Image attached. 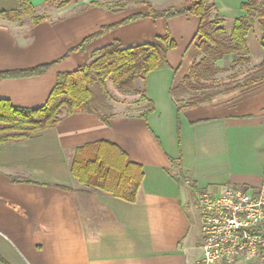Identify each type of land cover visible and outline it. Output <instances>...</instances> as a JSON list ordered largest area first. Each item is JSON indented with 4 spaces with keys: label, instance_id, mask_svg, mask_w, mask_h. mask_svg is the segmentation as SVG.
<instances>
[{
    "label": "crops",
    "instance_id": "crops-1",
    "mask_svg": "<svg viewBox=\"0 0 264 264\" xmlns=\"http://www.w3.org/2000/svg\"><path fill=\"white\" fill-rule=\"evenodd\" d=\"M117 1L72 0L34 25L0 19V73L55 61L102 26L144 12L147 4L164 9L169 2L109 6ZM206 1L213 5L210 19L219 16L229 33L246 0ZM30 2L45 7L43 0ZM16 8L17 0H0V10ZM198 24L193 15L141 18L106 31L43 74L0 79V100L36 108L45 104L58 73L76 70L113 41L122 48L163 49L157 38L168 32L176 44L163 67L136 82L141 88L131 112L113 104L106 122L75 112L31 138L0 146V264H196L198 193L225 184L255 191L264 183V80L186 108L169 92L201 58ZM247 46L255 66L264 59L258 29L248 33ZM98 141L117 145L141 167L134 200L129 187L125 197H115L71 175L75 149Z\"/></svg>",
    "mask_w": 264,
    "mask_h": 264
},
{
    "label": "trees",
    "instance_id": "trees-1",
    "mask_svg": "<svg viewBox=\"0 0 264 264\" xmlns=\"http://www.w3.org/2000/svg\"><path fill=\"white\" fill-rule=\"evenodd\" d=\"M43 3H57L56 7L60 8L66 6L69 0H43ZM115 7L123 6L115 4ZM212 9L213 5H209L206 0H183L164 9H157L147 4L146 11L130 15L114 24L102 26L97 32L68 49L57 60L26 69L1 72L0 79L43 74L70 54L85 51L90 42L119 25L145 17L167 20L180 15H193L199 18L195 36L199 39L198 48L202 56L192 63L189 71L176 86L170 88L169 92L171 96L177 98L181 94L203 91V88L207 87L202 79L207 69L208 56L211 55L214 60H219L225 54H236L238 64L250 63L247 35L255 25L259 33V43L264 49V0H246L242 3L240 10L243 14L234 19L229 33L222 25L219 16L210 19ZM33 12L34 7L30 0H17V8L10 11L0 10V17L15 21L20 20L23 15H28L31 17V24L34 25L43 17L35 16ZM157 39L163 44V49L153 44L122 48L118 41H113L93 51L91 59L76 70L57 74L54 87L45 104L40 107L22 108L13 106L6 100H0V146L31 138L55 126L62 116L75 112L97 114L106 122L108 116L101 112L102 108L110 109L106 103L108 97L106 81H110L120 92H137L136 82L141 81L143 84L151 71L163 67L166 63V53L176 47L168 32ZM262 80H264V59L253 66L243 85ZM236 87L238 85L229 89L233 90ZM215 95L217 94H190L187 100L181 98L176 100L181 102V108H186L209 101ZM70 173L80 184L99 188L115 197H125V191L129 187L131 200H134L142 180L141 167L133 163L117 145L103 141L76 148Z\"/></svg>",
    "mask_w": 264,
    "mask_h": 264
},
{
    "label": "built area",
    "instance_id": "built-area-1",
    "mask_svg": "<svg viewBox=\"0 0 264 264\" xmlns=\"http://www.w3.org/2000/svg\"><path fill=\"white\" fill-rule=\"evenodd\" d=\"M196 203L202 235L196 264H264V183L255 191L230 184L203 190Z\"/></svg>",
    "mask_w": 264,
    "mask_h": 264
},
{
    "label": "rangeland",
    "instance_id": "rangeland-1",
    "mask_svg": "<svg viewBox=\"0 0 264 264\" xmlns=\"http://www.w3.org/2000/svg\"><path fill=\"white\" fill-rule=\"evenodd\" d=\"M72 0H69L71 2ZM183 0H169L168 6L171 5H176ZM109 2H106L108 4ZM130 3L127 0H120L117 2H112L110 7H115L116 5H121L125 6V4ZM57 3H51V4H44L43 6L45 7H39L36 8L34 7V15L35 16H40V17H45L48 16L51 12H54L56 8ZM5 11H10V10H5ZM1 20H5L8 22H16L18 24H22L23 21H28L30 20L31 23V17L28 15H23L20 20H9L3 17H0ZM254 31H257V25L254 26ZM202 56V55H201ZM237 58L238 56L236 54H225L222 56L221 59L219 60H214L213 56H208L207 62H206V71L204 72L203 76V81L207 85V87L203 88V91H199L196 93H189V94H181L180 96L177 97V99L181 98L183 100H187L190 94H203V93H216L222 94V93H227L231 91L229 88L233 86H240L244 83V80L247 76L248 73L251 72L253 66L251 64H238L237 63ZM138 84V87H137ZM136 84V88L139 89L138 93L140 92L141 88V82ZM106 89L108 91V97L106 99V103L110 106V109H101V112L107 114L111 111V106L113 104H119L121 106H126L125 109H123L126 112H131L132 111V105L136 104L138 98L137 92L134 93H126V92H120L116 90L113 86V84L110 81H106ZM137 90V89H136Z\"/></svg>",
    "mask_w": 264,
    "mask_h": 264
}]
</instances>
